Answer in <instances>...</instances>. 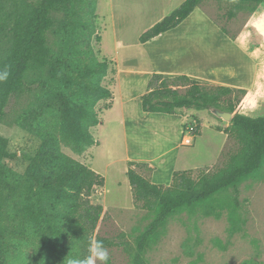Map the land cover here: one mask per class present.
Returning a JSON list of instances; mask_svg holds the SVG:
<instances>
[{"label": "rangeland", "instance_id": "obj_1", "mask_svg": "<svg viewBox=\"0 0 264 264\" xmlns=\"http://www.w3.org/2000/svg\"><path fill=\"white\" fill-rule=\"evenodd\" d=\"M86 1H93L98 16L89 45L97 60L108 64L101 85L109 90L117 66L123 72L128 152L132 158L142 159L152 167L131 168L164 189L176 173L188 172L196 180L203 174L223 169L240 146L233 136L223 132L230 123L217 118L214 110L228 112L231 107L232 115L238 113L251 118L264 114V3L234 10L227 0H203L177 27L141 43L142 34L168 17L182 0ZM81 8L83 11L76 13L83 26L77 29L87 35L91 32L86 26L90 21V5ZM82 43H75L77 50L85 47ZM179 70L198 82L153 75L157 71ZM192 84H197L201 91L224 86L232 92L221 98L218 108L190 109L187 117L178 110L150 113L142 109L141 97L146 89L171 88L184 96ZM172 99L170 95L166 97ZM110 100L99 101L94 107L98 120L105 123L113 114L101 116ZM27 104L26 99L12 101L6 108V121L0 123V136L7 140L9 153L15 155L14 160L2 163L9 184L22 183L28 158L40 144V139L13 122ZM37 126L41 132L47 130L56 137L63 154L103 177L104 186L95 189L90 198L92 204L103 207L94 235L111 243L105 247L109 253L107 264H130L128 250L146 228L151 215L134 202L126 177L129 166L122 160L125 151L121 137L116 134V140L111 141L106 129L92 131L91 128L90 133L99 144L75 154L62 141L63 125L57 115L46 114ZM190 127L194 142L184 146L182 137ZM239 199L240 212L245 218L240 232L228 237L225 211L220 219L200 214L191 219L186 213L174 215L158 241L146 252V264H264V180L255 177L243 182ZM18 202L17 198L5 208L7 231L1 240L5 264H68V259L78 257L66 259L67 255L61 252L56 256L48 249L42 251L34 231L27 225L21 233L12 219ZM215 240L226 248L217 246Z\"/></svg>", "mask_w": 264, "mask_h": 264}, {"label": "trees", "instance_id": "obj_2", "mask_svg": "<svg viewBox=\"0 0 264 264\" xmlns=\"http://www.w3.org/2000/svg\"><path fill=\"white\" fill-rule=\"evenodd\" d=\"M202 1L184 0L168 17L145 31L140 42H148L177 27ZM227 1L234 10L264 3V0ZM87 3L90 21L86 26L91 32L86 35L77 29L83 22L76 12ZM97 18L93 1L0 0V72L8 73L7 79L0 81V123L6 121V108L12 101L26 99L28 104L13 122L40 139L36 153L28 158L22 183L9 184L2 163L14 160L15 155L9 153L7 140L0 136V264H5L1 242L7 231L5 208L17 198L13 223L21 233L25 232L24 225L30 227L42 251L48 249L56 256L61 252L67 255L66 259L83 258L88 255L92 240L103 242L105 247L111 245L94 235L103 207L92 204L90 198L95 189L104 186L103 177L63 154L56 137L50 131L41 132L37 126L46 114H55L63 125L62 141L75 154H82L96 144L90 133L99 124L94 107L111 98V92L101 85L108 64L98 61L89 45ZM82 41L85 47L79 51L75 43ZM149 90L141 97V106L150 113L211 110L218 108L221 98L232 92L224 86L201 91L197 84H192L184 96L171 88ZM168 95L173 99L166 100ZM109 108L105 105L103 109ZM228 112L232 114L233 108ZM223 132L238 141V151L223 169L196 180L188 172L176 173L164 189L136 173L131 168L133 164L128 163L126 177L134 202L151 215L128 250L130 264H146V252L174 215L186 213L191 219L200 214L220 219L225 211L228 237L243 229L245 218L240 212L239 187L251 178L264 180V114L251 118L235 113ZM215 244L226 248L219 240Z\"/></svg>", "mask_w": 264, "mask_h": 264}, {"label": "crops", "instance_id": "obj_3", "mask_svg": "<svg viewBox=\"0 0 264 264\" xmlns=\"http://www.w3.org/2000/svg\"><path fill=\"white\" fill-rule=\"evenodd\" d=\"M183 2H184V0L179 1V5H181ZM115 71H116L115 74L112 75V77H115L113 84H111V86H108V84H107L109 91L111 92V100L109 101L110 108L107 110H105V109L102 110L101 116H104L105 113H109V114L113 113V114H112L109 122H107V123H105L103 120L99 119V124L97 126L93 127L92 131H95V130L97 131L99 128L106 129L110 133L111 141L116 140L115 139L117 137L116 134H118V137H121V140L123 142L122 147L125 151V154L122 158L123 162L126 163L127 165L129 162L132 163L133 164L131 166L132 168H137L138 165H146L147 168L152 169V167L150 165H148L146 162H144L142 159L132 158L129 155L128 148H127V141H126V131H125V127H126L125 92H127V91H126V86L122 82L123 72L118 68V66H117V69H115ZM153 75L154 76H161L162 79H164V78L173 79V78H177V77H186L187 79H189L191 81L198 82L196 79L193 80L192 77H189L187 74H185L183 71H180V70L179 71H172L169 73L157 71ZM145 91L146 92L144 93V95L151 92L150 90L147 91V89ZM188 110H190V109H180V110H178V112H180L182 115H185L184 117H187V116H189ZM95 142L99 144L98 141L95 140Z\"/></svg>", "mask_w": 264, "mask_h": 264}, {"label": "clouds", "instance_id": "obj_4", "mask_svg": "<svg viewBox=\"0 0 264 264\" xmlns=\"http://www.w3.org/2000/svg\"><path fill=\"white\" fill-rule=\"evenodd\" d=\"M8 73L0 72V81L6 80ZM109 260L108 250L105 248L103 242L92 240L89 243L88 255L83 258H70L68 264H107Z\"/></svg>", "mask_w": 264, "mask_h": 264}, {"label": "built area", "instance_id": "obj_5", "mask_svg": "<svg viewBox=\"0 0 264 264\" xmlns=\"http://www.w3.org/2000/svg\"><path fill=\"white\" fill-rule=\"evenodd\" d=\"M193 131V128L190 127L189 130L186 132V134L182 137V145L184 146H190L194 142V135L191 133Z\"/></svg>", "mask_w": 264, "mask_h": 264}, {"label": "water", "instance_id": "obj_6", "mask_svg": "<svg viewBox=\"0 0 264 264\" xmlns=\"http://www.w3.org/2000/svg\"><path fill=\"white\" fill-rule=\"evenodd\" d=\"M214 115L217 117V118H219V119H221V120H223V121H225V122H227V123H230V121H231V118H232V114L231 113H229V112H225V111H220V110H215L214 111Z\"/></svg>", "mask_w": 264, "mask_h": 264}]
</instances>
